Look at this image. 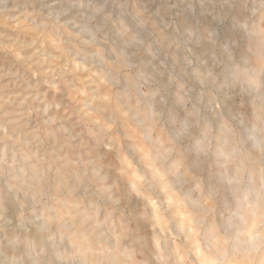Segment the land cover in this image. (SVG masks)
<instances>
[{"label": "clouds", "instance_id": "1", "mask_svg": "<svg viewBox=\"0 0 264 264\" xmlns=\"http://www.w3.org/2000/svg\"><path fill=\"white\" fill-rule=\"evenodd\" d=\"M0 264H264V0H0Z\"/></svg>", "mask_w": 264, "mask_h": 264}, {"label": "rangeland", "instance_id": "2", "mask_svg": "<svg viewBox=\"0 0 264 264\" xmlns=\"http://www.w3.org/2000/svg\"><path fill=\"white\" fill-rule=\"evenodd\" d=\"M13 27H15V25H13ZM5 83H7V81H5ZM6 98V97H5Z\"/></svg>", "mask_w": 264, "mask_h": 264}]
</instances>
